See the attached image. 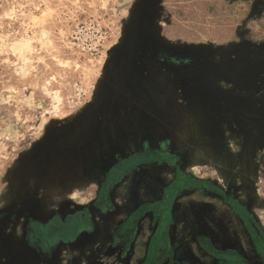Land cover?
<instances>
[{
    "label": "rangeland",
    "instance_id": "rangeland-1",
    "mask_svg": "<svg viewBox=\"0 0 264 264\" xmlns=\"http://www.w3.org/2000/svg\"><path fill=\"white\" fill-rule=\"evenodd\" d=\"M0 264H264V0H0Z\"/></svg>",
    "mask_w": 264,
    "mask_h": 264
},
{
    "label": "flooded vegetation",
    "instance_id": "flooded-vegetation-1",
    "mask_svg": "<svg viewBox=\"0 0 264 264\" xmlns=\"http://www.w3.org/2000/svg\"><path fill=\"white\" fill-rule=\"evenodd\" d=\"M161 52L164 53V54H168V55H170V54L167 53L165 50H161Z\"/></svg>",
    "mask_w": 264,
    "mask_h": 264
},
{
    "label": "bare ground",
    "instance_id": "bare-ground-1",
    "mask_svg": "<svg viewBox=\"0 0 264 264\" xmlns=\"http://www.w3.org/2000/svg\"><path fill=\"white\" fill-rule=\"evenodd\" d=\"M256 169H257V167H256Z\"/></svg>",
    "mask_w": 264,
    "mask_h": 264
}]
</instances>
